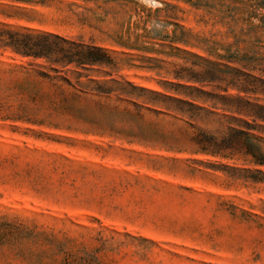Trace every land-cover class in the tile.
<instances>
[{
  "label": "rangeland",
  "instance_id": "obj_1",
  "mask_svg": "<svg viewBox=\"0 0 264 264\" xmlns=\"http://www.w3.org/2000/svg\"><path fill=\"white\" fill-rule=\"evenodd\" d=\"M8 29L105 49L116 66L82 72V83L184 99L169 83L208 63L264 81V0H0ZM46 67L0 47V264H264V166L200 154L180 134L235 126L237 90L197 85L220 99L197 101L194 120L143 111V132L94 99L81 113L56 110L63 96L39 76L54 75Z\"/></svg>",
  "mask_w": 264,
  "mask_h": 264
},
{
  "label": "trees",
  "instance_id": "obj_2",
  "mask_svg": "<svg viewBox=\"0 0 264 264\" xmlns=\"http://www.w3.org/2000/svg\"><path fill=\"white\" fill-rule=\"evenodd\" d=\"M0 47L9 49L22 58L30 59L33 63L43 61L46 68L54 73L52 75L39 72V76L49 81L52 87L60 91L63 96V99L58 103L53 102L56 110L81 113V101L94 99L92 101H95L99 110L107 117H118L128 122L142 124L140 127L145 129L143 111L156 115L175 112L188 115L190 119L194 120L198 117L194 112L203 110L197 105V101L204 96L215 101L220 99L218 96L205 92L197 85H217V88H220L222 84H226V92L229 88H234L238 92L237 95L228 98L232 102L229 105V110L240 117L232 118L231 122L236 125H230L219 136L203 130H196L191 134L181 130L180 134L196 145L197 152L200 154L225 158L242 154L254 166H264V138L262 135L264 105L261 100L264 96V81L260 77L237 69L223 70L218 65L211 63L205 65V70L201 72L183 69V72L187 73H178L175 78L185 81V84L169 83L170 90L177 94L182 92L181 94L185 96L183 99L172 94L156 92L130 82L122 83L113 79L106 82L88 79L87 83H82L80 81L83 77L82 72H90L96 66L115 67L116 62L103 48L87 45L82 41L56 33L28 29L2 30L0 32ZM69 73L77 75L75 82L68 76ZM85 77L88 78V76ZM112 97H116L119 103L127 104V107L119 108L118 105L111 102ZM252 97L259 98L252 99ZM103 99L105 102H101ZM218 104L214 103L213 108L216 109ZM129 106L133 110L128 108ZM222 106L227 108L226 105ZM189 125L195 129L192 124ZM142 128L141 130L145 132V129ZM132 136L138 137L139 135ZM256 172L262 176V179L257 182L263 183V172Z\"/></svg>",
  "mask_w": 264,
  "mask_h": 264
}]
</instances>
